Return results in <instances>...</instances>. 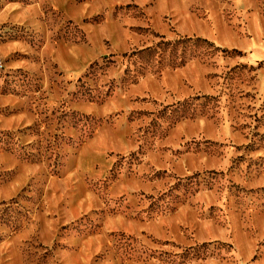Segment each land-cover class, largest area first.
Here are the masks:
<instances>
[{"label": "rangeland", "instance_id": "rangeland-1", "mask_svg": "<svg viewBox=\"0 0 264 264\" xmlns=\"http://www.w3.org/2000/svg\"><path fill=\"white\" fill-rule=\"evenodd\" d=\"M0 59V264H264V0H0Z\"/></svg>", "mask_w": 264, "mask_h": 264}, {"label": "built area", "instance_id": "built-area-1", "mask_svg": "<svg viewBox=\"0 0 264 264\" xmlns=\"http://www.w3.org/2000/svg\"><path fill=\"white\" fill-rule=\"evenodd\" d=\"M4 68V62L0 59V71Z\"/></svg>", "mask_w": 264, "mask_h": 264}, {"label": "trees", "instance_id": "trees-1", "mask_svg": "<svg viewBox=\"0 0 264 264\" xmlns=\"http://www.w3.org/2000/svg\"><path fill=\"white\" fill-rule=\"evenodd\" d=\"M225 51V50H224ZM232 53H239L238 51H236V50H232L231 51Z\"/></svg>", "mask_w": 264, "mask_h": 264}]
</instances>
